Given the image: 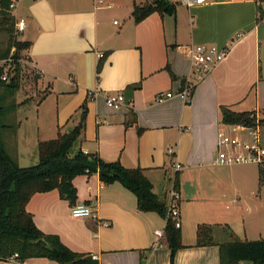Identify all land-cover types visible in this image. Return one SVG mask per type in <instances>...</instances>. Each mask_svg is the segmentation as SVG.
Listing matches in <instances>:
<instances>
[{
	"label": "crops",
	"instance_id": "0c3cea01",
	"mask_svg": "<svg viewBox=\"0 0 264 264\" xmlns=\"http://www.w3.org/2000/svg\"><path fill=\"white\" fill-rule=\"evenodd\" d=\"M167 1L175 6L174 15L153 13L134 23V6L151 0H12L15 23L25 24L15 39L30 43L24 62L35 75L29 92L18 89L14 95L12 122L18 130L23 121L36 123L32 131H18L14 156L21 168L36 165L38 143L71 131L84 112L71 156L82 151L141 168L153 194L166 204L176 176L183 248L173 264H220L219 245L264 234L258 170L214 164L217 134L242 135L221 123L220 107L254 112L264 121V0H204L191 6ZM196 45L227 54L185 104L177 94L191 70L188 48ZM167 93L173 96L156 101ZM118 94L124 102L114 110L106 98ZM261 139L264 143V124ZM175 163L181 167L177 172ZM72 183L75 204L90 207L98 220L72 218V206L56 191L38 193L26 210L42 233L58 236L97 264H171L170 250L155 234L163 235L165 219L138 211L131 192L118 182L104 184L98 173ZM201 224L211 227L213 243L197 247ZM0 264L58 263L29 258Z\"/></svg>",
	"mask_w": 264,
	"mask_h": 264
},
{
	"label": "trees",
	"instance_id": "16d2710c",
	"mask_svg": "<svg viewBox=\"0 0 264 264\" xmlns=\"http://www.w3.org/2000/svg\"><path fill=\"white\" fill-rule=\"evenodd\" d=\"M12 0H0V29L13 31L14 17L9 5ZM153 13L174 15L175 6L167 0H151L145 6H134L132 17L139 23ZM264 13L262 12L261 15ZM30 43L14 40L10 46L14 48L10 56L12 63L7 70V81L0 80V134L1 131L13 128L2 122L3 118L14 111V95L19 89L21 74L20 53L27 50ZM8 53V52H7ZM105 56L102 55L100 60ZM1 59V58H0ZM101 64L97 65V73ZM3 69L0 68V75ZM185 81L183 83V87ZM182 87V89H183ZM8 101V103H6ZM7 104V105H4ZM221 123L231 126L254 127V112H236L229 107H220ZM258 123L262 126L263 120ZM85 125L83 112L79 123L68 133H58L56 138L39 142L37 145L38 162L36 165L21 168L7 153L0 136V260H7L16 255L17 260L29 258H47L58 264H97L90 256L73 252L63 245L56 235L42 233L26 210L31 197L38 193L56 191L60 199L72 207L77 199L73 179L77 176L98 173L99 179L108 185L120 183L136 198L137 210L154 212L163 219L166 215V202L160 201L152 192L151 183L143 175L139 167L125 168L118 161L104 162L95 155L77 151L71 156L74 142L78 139ZM259 186L264 185V171L258 170ZM173 190L178 192V178L175 176ZM212 229L201 224L196 229L195 246L211 245ZM38 239H44L49 249L37 245ZM162 242L170 250V263L176 251L183 248L181 231L175 228L174 222L166 220ZM220 264H264V239L256 241H232L219 245Z\"/></svg>",
	"mask_w": 264,
	"mask_h": 264
},
{
	"label": "built area",
	"instance_id": "2783aa9c",
	"mask_svg": "<svg viewBox=\"0 0 264 264\" xmlns=\"http://www.w3.org/2000/svg\"><path fill=\"white\" fill-rule=\"evenodd\" d=\"M204 0H185V4L191 6L193 4H201ZM9 9H14L13 2L9 5ZM25 27L23 20L15 23V32H21ZM227 54L226 49H219L216 46L209 45H196L188 48L187 56L191 62L190 74L186 77L185 85L183 89L178 92L177 96L187 104L189 103L194 87L202 81L205 76L211 71V69L219 63ZM102 54L99 55V58ZM20 62V61H19ZM12 59L9 57L4 64L0 63V68L3 69L0 80L7 81V70L10 69ZM172 93L160 95L157 98V102H162L164 99L171 98ZM124 97L122 95L109 96L106 98V104L108 107L118 110L123 106ZM256 118V117H255ZM259 120H255L254 127L237 126L233 129H237L242 132L240 137H231L223 132L217 134V153L214 160V164L217 166H255L257 170L264 171V143L261 139V129ZM170 153V152H169ZM173 170L175 172L180 170L179 164H173ZM178 194L173 191L170 194V202L166 204L165 220H172L174 226L180 229V217L178 210ZM70 215L72 218L77 219H92L98 220L96 213L85 204H75L70 209ZM106 227V222H101ZM157 237H161L160 231L155 232ZM11 260L16 259V255H13Z\"/></svg>",
	"mask_w": 264,
	"mask_h": 264
},
{
	"label": "rangeland",
	"instance_id": "374dc122",
	"mask_svg": "<svg viewBox=\"0 0 264 264\" xmlns=\"http://www.w3.org/2000/svg\"><path fill=\"white\" fill-rule=\"evenodd\" d=\"M15 37H16V32H15L14 29H13V31H8V30L0 29V58H1L0 59V63L1 64H4V62L13 54L14 50H11L10 49V46H11L12 42L14 40H16ZM20 38L21 37L19 36L17 39L20 40ZM23 52L20 53V57H21L20 64L22 65V68H21V74H20V80H19V87H20L19 88V91L21 90L23 92V90L25 89L27 92H29L31 83L34 82L35 75H34L33 72H31L29 66H27V64L24 62L26 56L23 54ZM6 103H8V101ZM4 105H7V104H4ZM36 106H37V103H36V101L34 99L32 101V103L29 104V108L35 109ZM32 114H33V112H30V115H32ZM13 118H14V115L12 113L7 114L3 118L2 122L6 123V124L12 125L13 128L6 129L3 132L1 131L0 136H1V140L3 141L4 147H5L6 151H7V153L9 154V156L12 159H14L16 161V163H18L17 162V158L14 156L15 155V151H16L15 150V147L13 146L15 144L14 139L18 138L17 137L18 131L20 132L22 130H29V129H30V131H32V129L36 125V123L32 124L31 123L32 120H27V122H24L23 121L22 123H23V126L24 127L22 126L21 130H18L17 127L15 126L16 121L15 122H12V121L15 120ZM260 129H261V126H260ZM239 135H241V133H239ZM25 138L27 139V137H25ZM239 166H247V165H239ZM248 169L257 170L256 167L255 166H252V165L251 166L249 165ZM159 188L160 187H158V191H159ZM159 193H160V191H159ZM244 215L246 216V213L245 212H244ZM258 217L261 218L262 215L258 214ZM262 238H264V234L261 235V236L252 238V239H253V241H255L257 239H262Z\"/></svg>",
	"mask_w": 264,
	"mask_h": 264
},
{
	"label": "water",
	"instance_id": "95a60500",
	"mask_svg": "<svg viewBox=\"0 0 264 264\" xmlns=\"http://www.w3.org/2000/svg\"><path fill=\"white\" fill-rule=\"evenodd\" d=\"M37 245L43 246L44 248L49 249V244L44 239H38L35 242ZM241 264H248V263H241Z\"/></svg>",
	"mask_w": 264,
	"mask_h": 264
}]
</instances>
